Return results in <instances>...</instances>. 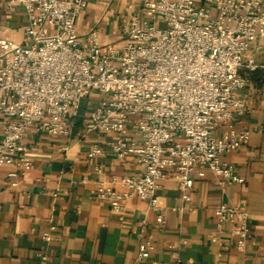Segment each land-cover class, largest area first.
Masks as SVG:
<instances>
[{"label": "built area", "instance_id": "1", "mask_svg": "<svg viewBox=\"0 0 264 264\" xmlns=\"http://www.w3.org/2000/svg\"><path fill=\"white\" fill-rule=\"evenodd\" d=\"M3 1L22 5L28 18L21 42L2 36L0 20V167H11L10 186L35 167L25 139L71 136L84 99L81 132L96 137L89 156L109 149L123 165H139L98 180L97 196L114 210L123 212L127 199L139 197L158 211L161 228L167 221L158 195L164 181L174 179L186 201L197 169L200 176L210 169L227 183L245 181L222 154L238 151L251 136L237 120L248 109L242 69L264 67L248 54L253 46L264 50V0H134L114 30L122 44L103 42L98 26L80 34L77 18L88 0ZM216 216L232 224L244 250L249 210L223 201ZM154 248L152 240L143 241L139 258ZM174 253L173 264H182ZM42 259L47 264V256Z\"/></svg>", "mask_w": 264, "mask_h": 264}, {"label": "crops", "instance_id": "2", "mask_svg": "<svg viewBox=\"0 0 264 264\" xmlns=\"http://www.w3.org/2000/svg\"><path fill=\"white\" fill-rule=\"evenodd\" d=\"M133 2L88 0L77 18L80 34L98 26L103 42L122 44L114 30ZM0 20L2 36L25 39L28 18L22 5L9 7L0 0ZM248 54L264 61V50L253 46ZM242 73L248 79L241 91L248 109L237 125L250 129L251 136L238 151L223 153L222 159L235 166L244 182L227 183L210 169L200 176L197 169L192 172V199L186 201L174 179L164 181L158 195L167 221L160 228L158 211L147 201L131 197L118 212L97 196L98 180L134 172L139 165L134 160L123 165L109 149L89 156L96 137L83 135V123L71 136L29 135L25 143L35 167L14 187L7 180L11 167H0V264H45L42 255L47 264H173L175 250L182 264H264V67H244ZM64 145L70 149L63 150ZM223 201L249 210L251 235L244 250L236 245L232 224L218 222L216 207ZM148 239L155 248L140 259V245Z\"/></svg>", "mask_w": 264, "mask_h": 264}, {"label": "trees", "instance_id": "3", "mask_svg": "<svg viewBox=\"0 0 264 264\" xmlns=\"http://www.w3.org/2000/svg\"><path fill=\"white\" fill-rule=\"evenodd\" d=\"M86 108H87V102L86 103L83 102L81 105L80 111H79V115L77 117V124L83 123L85 113H86Z\"/></svg>", "mask_w": 264, "mask_h": 264}, {"label": "rangeland", "instance_id": "4", "mask_svg": "<svg viewBox=\"0 0 264 264\" xmlns=\"http://www.w3.org/2000/svg\"><path fill=\"white\" fill-rule=\"evenodd\" d=\"M83 102L86 103L87 102V99H84Z\"/></svg>", "mask_w": 264, "mask_h": 264}]
</instances>
